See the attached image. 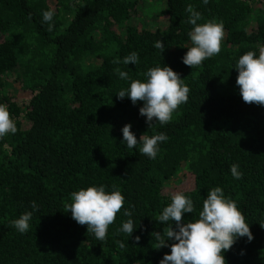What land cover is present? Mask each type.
Masks as SVG:
<instances>
[{"label": "trees", "instance_id": "16d2710c", "mask_svg": "<svg viewBox=\"0 0 264 264\" xmlns=\"http://www.w3.org/2000/svg\"><path fill=\"white\" fill-rule=\"evenodd\" d=\"M189 6L197 23L224 27L220 53L192 68L181 60L191 47ZM44 11L54 13L51 31ZM262 49L264 0H0V105L17 128L0 138V264H158L170 248L157 249L152 233L173 223L158 218L182 172L194 183L179 192L194 204L183 220L197 219L207 192L221 187L253 236L236 240L226 264H264V106L242 100L234 69L241 55ZM133 52L138 63L124 64ZM165 65L189 88L188 100L149 127L142 101L117 98L129 83L118 72L144 80ZM125 124L138 141L167 136L155 159L122 142ZM93 185L124 197L103 241L66 208L73 191ZM124 209L137 226L131 236L121 230ZM25 212L32 219L21 234L12 221Z\"/></svg>", "mask_w": 264, "mask_h": 264}, {"label": "clouds", "instance_id": "9594fccd", "mask_svg": "<svg viewBox=\"0 0 264 264\" xmlns=\"http://www.w3.org/2000/svg\"><path fill=\"white\" fill-rule=\"evenodd\" d=\"M202 2L208 4L209 0ZM188 11L190 13L188 23L192 25L188 33L191 47H186L187 51L181 60L183 64L192 68L220 53L224 27L222 22L213 20L197 23L202 19L200 13L191 6ZM53 15L52 11L43 12V20L49 24L50 31L54 26L51 23ZM155 47L160 49L161 53L165 48L162 41H157ZM138 60V54L133 52L123 59V63L135 65ZM234 69L238 73L235 83L239 87L242 100L245 103L264 106V49L259 55L254 51L241 55ZM144 76V80L132 79L127 72L119 71L118 77L129 83L116 96L119 99L129 98L133 105L137 101H142L143 106L139 108V114L145 117V123L149 127L153 120L162 125L166 124L178 106L187 102L190 90L182 83L179 74L166 65L149 68ZM16 131L15 123L10 118L6 106L0 105V138L7 134H15ZM121 132L122 142L126 143L128 148L140 144V152L149 159L157 157L159 144L167 140V136L160 133L151 137L145 135L138 141L131 131L130 124H125ZM230 172L234 179H241L239 165L233 164ZM70 201L66 208L70 211L71 218L80 225H87V231L101 241L106 238L109 225L114 222L116 214L124 205L123 195L119 191H107L104 185H93L73 191ZM31 208L33 211L38 210L35 201L31 203ZM193 211V201L183 193L174 194L171 202L162 209L158 222L173 223L169 224L166 233H152L157 249L170 248V253L164 254L158 264H226L224 253L238 238L247 237L248 241L253 239L245 216L236 203L225 196L219 186L207 192L198 218L185 222L184 214H191ZM124 215L129 218L123 222L121 230L131 236L137 227L132 219L133 213L124 209ZM31 219L32 212H25L12 221V226L23 234L29 230ZM136 239L139 240V237Z\"/></svg>", "mask_w": 264, "mask_h": 264}, {"label": "rangeland", "instance_id": "374dc122", "mask_svg": "<svg viewBox=\"0 0 264 264\" xmlns=\"http://www.w3.org/2000/svg\"><path fill=\"white\" fill-rule=\"evenodd\" d=\"M162 24H165V19H162ZM224 37V36H223ZM14 93L17 97H28V94L24 91H21L19 88L14 90ZM193 178L185 173H179L178 177L171 182L167 187V192L169 193H179L181 191H188L193 188Z\"/></svg>", "mask_w": 264, "mask_h": 264}]
</instances>
